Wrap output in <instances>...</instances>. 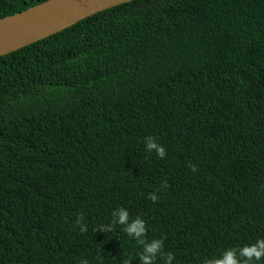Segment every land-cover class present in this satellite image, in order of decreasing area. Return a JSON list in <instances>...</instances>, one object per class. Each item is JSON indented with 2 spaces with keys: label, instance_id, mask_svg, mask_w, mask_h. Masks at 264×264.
<instances>
[{
  "label": "trees",
  "instance_id": "trees-1",
  "mask_svg": "<svg viewBox=\"0 0 264 264\" xmlns=\"http://www.w3.org/2000/svg\"><path fill=\"white\" fill-rule=\"evenodd\" d=\"M121 207L173 264L264 238V0H135L0 57V264H140L97 231Z\"/></svg>",
  "mask_w": 264,
  "mask_h": 264
},
{
  "label": "water",
  "instance_id": "water-1",
  "mask_svg": "<svg viewBox=\"0 0 264 264\" xmlns=\"http://www.w3.org/2000/svg\"><path fill=\"white\" fill-rule=\"evenodd\" d=\"M135 0H46L0 18V57L42 41L102 11Z\"/></svg>",
  "mask_w": 264,
  "mask_h": 264
},
{
  "label": "clouds",
  "instance_id": "clouds-1",
  "mask_svg": "<svg viewBox=\"0 0 264 264\" xmlns=\"http://www.w3.org/2000/svg\"><path fill=\"white\" fill-rule=\"evenodd\" d=\"M145 146L148 152L154 151L160 158H165L166 150L156 142V138L147 137ZM189 168L193 172L197 171V167L193 164H189ZM161 187L167 188V182L165 181ZM148 199L155 203L159 198L155 193H150ZM75 223L82 233L88 231L82 214L77 216ZM117 225L122 226L126 235L142 246V251L139 253L140 264H156L158 258L163 264H173L175 256L171 252H164V241L162 239L148 241L145 221L139 217L130 220L129 212L123 207L112 213L110 225H101L97 231L108 233ZM262 260H264V238L258 239L250 246L226 249L219 257L205 258L203 264H256ZM79 264H89V262L87 259H82ZM123 264H130V260H125Z\"/></svg>",
  "mask_w": 264,
  "mask_h": 264
}]
</instances>
